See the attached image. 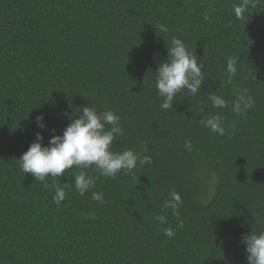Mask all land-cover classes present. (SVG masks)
Listing matches in <instances>:
<instances>
[{"label": "trees", "instance_id": "1", "mask_svg": "<svg viewBox=\"0 0 264 264\" xmlns=\"http://www.w3.org/2000/svg\"><path fill=\"white\" fill-rule=\"evenodd\" d=\"M240 2L0 0V264H248L242 236L264 231V0H251L238 20ZM173 37L203 60L205 83L162 110L156 71ZM245 89L255 103L237 115L232 104ZM209 93L228 107H212ZM85 106L120 116L124 134L112 151L153 162L101 176L85 195L75 189V166L46 177L48 187L24 174L19 158L36 133L47 145ZM218 113L224 136L200 123ZM40 114L46 128L37 126ZM53 185L66 192L59 206ZM173 189L182 227L162 207ZM161 214L166 225L155 219Z\"/></svg>", "mask_w": 264, "mask_h": 264}, {"label": "clouds", "instance_id": "2", "mask_svg": "<svg viewBox=\"0 0 264 264\" xmlns=\"http://www.w3.org/2000/svg\"><path fill=\"white\" fill-rule=\"evenodd\" d=\"M254 6L251 0H241L239 4L234 5L233 12L236 19L241 20L245 15H249V9ZM159 31L166 33L168 28L160 24ZM204 67L203 60L198 58L196 52L190 50L180 38L173 37L168 46L167 60L161 63L156 71L155 87L159 96L163 97L160 108L173 109L175 97L181 91H186L192 96L201 93V87L205 83ZM226 71L229 74L228 82L231 83L232 77L237 73L236 57L227 59ZM207 99L214 108L228 107V102L215 93H209ZM254 103V99L247 94L246 89L240 90L232 104V110L237 115H241L251 109ZM120 119V116L112 110L98 112L95 107H83L81 113L66 126L62 134H55V129L52 130L54 134L51 135L47 145L43 143V134L36 133V139L19 158L21 170L24 174H32L35 180L44 182L45 187H48L46 177H62L67 169L75 166L81 169L73 178L75 189L81 195H85L101 176L115 178L120 172L128 174L138 167L151 164L153 162L151 156L132 149L122 152L112 151L114 141L124 134ZM36 121L39 128L47 127L43 114L38 115ZM200 123L220 136L225 135L226 129L219 113L202 119ZM185 148L191 150L190 140L185 141ZM91 167L98 170L97 177L89 176L83 171ZM53 187L55 189L53 201L59 206L65 200L66 192L57 185ZM91 198L102 204L106 202L101 192H92ZM182 203L180 193L173 189L169 193V199L162 205L165 209H171L178 227L183 226V220L180 219ZM155 219L160 225L167 224L165 215H157ZM161 231L168 238H174L176 235L172 227H163ZM242 242L246 245L248 264H264V231L259 233L252 231L243 235Z\"/></svg>", "mask_w": 264, "mask_h": 264}]
</instances>
